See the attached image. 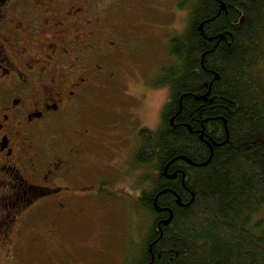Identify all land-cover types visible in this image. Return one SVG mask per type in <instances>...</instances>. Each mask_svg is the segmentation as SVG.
Masks as SVG:
<instances>
[{"label": "trees", "instance_id": "obj_1", "mask_svg": "<svg viewBox=\"0 0 264 264\" xmlns=\"http://www.w3.org/2000/svg\"><path fill=\"white\" fill-rule=\"evenodd\" d=\"M188 14L157 83L160 128L140 130L132 157L147 234L124 264H264V0Z\"/></svg>", "mask_w": 264, "mask_h": 264}, {"label": "flooded vegetation", "instance_id": "obj_2", "mask_svg": "<svg viewBox=\"0 0 264 264\" xmlns=\"http://www.w3.org/2000/svg\"><path fill=\"white\" fill-rule=\"evenodd\" d=\"M102 3L0 0L4 246H25L36 254L41 245L75 243L83 225L78 208L89 195L82 189L92 186L85 176L100 171L102 145L110 151L114 144L113 163L123 155L124 172H131V149L116 139L129 141L125 136L104 140L88 106L103 82L126 91L131 50L140 43L139 30L148 25L130 12L110 16Z\"/></svg>", "mask_w": 264, "mask_h": 264}, {"label": "rangeland", "instance_id": "obj_3", "mask_svg": "<svg viewBox=\"0 0 264 264\" xmlns=\"http://www.w3.org/2000/svg\"><path fill=\"white\" fill-rule=\"evenodd\" d=\"M186 1L101 0V8L106 14L126 15L130 12L148 25L139 30L140 43L131 50L133 65L125 70L123 79L126 91L116 90L112 84L103 82L88 106L101 135L106 137L104 140L113 142L116 137L125 136L128 144H123L120 139L116 141L131 149L132 157L136 151L134 147L140 142V130L160 128L170 90L157 83L161 69L172 63L170 40L185 31L188 25L189 9L195 0ZM110 145V151L105 145L100 148L104 152L100 154L104 161L100 171L94 176L95 168L85 176L86 181L92 179L89 183L92 186L82 189L89 195L82 197L78 208L83 212V225L75 243L41 245L36 254H29L25 246L0 243V264H124L138 255L147 233L145 230L142 233L139 228L141 220L136 212L139 207L135 203L138 197L133 191L137 190L146 172L136 165H131V172H124L123 155L116 157L113 163L116 152L112 148L114 144ZM260 216L264 219V210Z\"/></svg>", "mask_w": 264, "mask_h": 264}, {"label": "water", "instance_id": "obj_4", "mask_svg": "<svg viewBox=\"0 0 264 264\" xmlns=\"http://www.w3.org/2000/svg\"><path fill=\"white\" fill-rule=\"evenodd\" d=\"M165 173H166V171H165ZM172 177H173V178H175V177H176V175H173V176H171V178H172ZM157 210L159 211V209H157Z\"/></svg>", "mask_w": 264, "mask_h": 264}]
</instances>
